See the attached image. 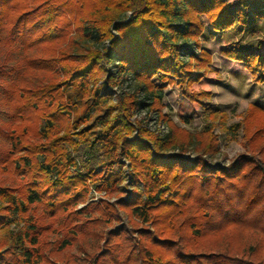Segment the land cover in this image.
Masks as SVG:
<instances>
[{
  "label": "trees",
  "instance_id": "1",
  "mask_svg": "<svg viewBox=\"0 0 264 264\" xmlns=\"http://www.w3.org/2000/svg\"><path fill=\"white\" fill-rule=\"evenodd\" d=\"M248 1L0 0V264L41 263L37 208L67 228L61 247L101 237L90 229L100 223L94 212L116 219L121 209L155 227L137 229L136 245L123 228L108 232L95 264H264V159L213 166L209 131L197 136L196 157L183 158L189 133L169 123L158 135L132 121L139 108L165 118L153 80L201 103L188 88L210 60L197 53L202 36L218 35L220 55L264 82L255 40L264 24L254 22L264 12H245ZM125 81L132 91L113 99ZM124 161L141 190L76 210L91 190L121 192Z\"/></svg>",
  "mask_w": 264,
  "mask_h": 264
},
{
  "label": "rangeland",
  "instance_id": "2",
  "mask_svg": "<svg viewBox=\"0 0 264 264\" xmlns=\"http://www.w3.org/2000/svg\"><path fill=\"white\" fill-rule=\"evenodd\" d=\"M228 4H240L241 0H225ZM261 5L253 4L255 0H249V8L245 12L253 15L257 12H264V0H256ZM254 22L263 27L264 20L254 19ZM207 34V33H206ZM256 44H261L264 52V30L256 37ZM199 50H204L210 54V60L206 65L204 77L194 83L188 92L203 93L200 97L201 103L191 102L180 89L173 85H165L153 80L157 87L162 90L161 114L164 119H157L156 114L147 109L139 108L133 113V120H141L152 132L163 135L169 130V123L179 128L186 134L191 135V144L183 154V158L194 159L196 154L192 151L194 143L197 144V136L204 131H209L217 145L218 153L209 161L218 166H228L239 156H253L257 159H264V82H256L241 64L228 61L220 55V41L218 35L214 40H208L202 36L198 38ZM131 81H125L122 85L112 88L113 99L122 92L132 91ZM138 99L143 97L138 95ZM4 117V116H3ZM239 124L240 128L236 133L229 129ZM177 151L170 152L176 154ZM261 153L263 155H261ZM127 162L124 161L122 181L119 191L123 192H99L91 190L85 204H79L76 210L81 209L86 204L103 206V203L115 204L119 199H126L127 193L136 189L141 190V185L134 184L131 179ZM3 176L0 175V179ZM126 188V193H124ZM126 195V196H125ZM117 218L109 217L94 212L92 218H97L100 223L91 226V230L101 237L81 236L79 241L70 247H61L59 243L67 237V228L57 225L52 220L43 217L42 209H35V217L40 225L45 229L42 233L39 247L41 255L40 264H95L98 255L102 251L106 234L110 231H118L123 228L133 245L144 241L139 237L140 229L153 233L155 227L151 223L144 224L140 220L130 217L127 211L116 209ZM80 221L90 216L89 213L78 215ZM77 222V223H80ZM106 221V222H104ZM104 222V223H103ZM74 224H76L74 222ZM52 225V226H50ZM15 225L11 226L14 229ZM24 228L23 223L19 224V229ZM122 229V230H123ZM147 243L148 240L146 241ZM163 259L168 256L165 249H154ZM101 260L97 261L100 264Z\"/></svg>",
  "mask_w": 264,
  "mask_h": 264
}]
</instances>
